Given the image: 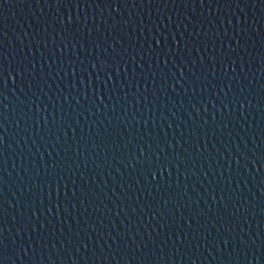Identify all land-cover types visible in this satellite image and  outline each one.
<instances>
[{
    "label": "water",
    "instance_id": "1",
    "mask_svg": "<svg viewBox=\"0 0 264 264\" xmlns=\"http://www.w3.org/2000/svg\"><path fill=\"white\" fill-rule=\"evenodd\" d=\"M0 264H264V0H0Z\"/></svg>",
    "mask_w": 264,
    "mask_h": 264
}]
</instances>
